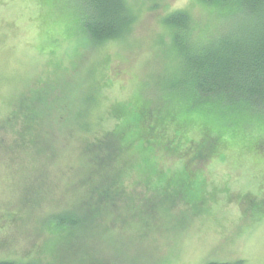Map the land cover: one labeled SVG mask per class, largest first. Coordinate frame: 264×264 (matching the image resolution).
Returning a JSON list of instances; mask_svg holds the SVG:
<instances>
[{
	"label": "rangeland",
	"instance_id": "rangeland-1",
	"mask_svg": "<svg viewBox=\"0 0 264 264\" xmlns=\"http://www.w3.org/2000/svg\"><path fill=\"white\" fill-rule=\"evenodd\" d=\"M146 2L125 46L96 62L80 31L79 0H0V230L9 233L0 262L264 264V126L240 127L210 100L190 109L183 93L159 87L177 65L165 17L188 13L198 41L230 31L233 14L199 0ZM153 21L159 38L127 42ZM104 89L115 123L81 142L77 130L90 125L80 123L77 105H96ZM160 152L182 159L183 170L156 163ZM67 212L83 224L53 221ZM18 238L27 243L12 259Z\"/></svg>",
	"mask_w": 264,
	"mask_h": 264
},
{
	"label": "trees",
	"instance_id": "trees-1",
	"mask_svg": "<svg viewBox=\"0 0 264 264\" xmlns=\"http://www.w3.org/2000/svg\"><path fill=\"white\" fill-rule=\"evenodd\" d=\"M79 1L84 6L79 15L80 31L92 45L105 37H115L110 43L123 41L137 22L127 0ZM199 2L217 15L232 12L233 27L227 33L197 41L192 38V19L188 13L176 12L165 17L162 25L170 34L171 52L177 65L174 74L166 76L159 87L172 95L183 93L190 109L210 100L220 112L237 116L240 127L248 123L264 126V0ZM185 121L191 123L190 119ZM138 135L144 138L142 132ZM56 217L53 221L60 226H78L84 222V218L70 212Z\"/></svg>",
	"mask_w": 264,
	"mask_h": 264
},
{
	"label": "clouds",
	"instance_id": "clouds-1",
	"mask_svg": "<svg viewBox=\"0 0 264 264\" xmlns=\"http://www.w3.org/2000/svg\"><path fill=\"white\" fill-rule=\"evenodd\" d=\"M129 6L132 7L134 10H136L139 13V20L137 21V24H139L140 20H143L144 17L147 15V10L150 8V3H147L146 0H135L134 3H129ZM181 6V5H177ZM135 27V25H133ZM147 35L151 39L155 40L160 37L161 31L159 26L155 23V21L152 22L151 29L148 33H140V32H134L131 37L128 38V43L131 42L132 39H141L143 36ZM115 37H105L100 40L94 41V49L92 52L93 59L96 62H103L106 60L109 56H112L115 58L117 52L119 49H122L125 46V41H119L118 43H110V41L114 40ZM84 89L87 91L89 89V85H84ZM7 88H5V96H4V114H7ZM97 101L98 103L96 105L89 106L88 104H78L77 108L78 110L83 114V118L80 121L81 124H88L90 125V131L78 129L76 132L77 137L81 142L89 141L91 137H103L105 133L111 130L112 126L114 125V121L110 120L108 118L107 109L108 106L111 104L112 100L108 95V90L104 89L97 95ZM189 138L196 139L198 141L199 137L195 136L192 133H189ZM189 146L187 144H183L179 151L183 152L185 149H187ZM2 154V153H0ZM156 163L163 165L165 169H169L171 167L172 171H182L183 170V160L178 159L176 156L172 154L165 155L164 152H160L157 156ZM5 164H6V158H5ZM118 167V162L117 165ZM4 196L3 199L5 202H7L11 197L9 196V192L11 189H9V177H8V169L7 167L4 168ZM130 179V177H129ZM127 182V181H126ZM81 194H83V190L81 191ZM49 207L46 204L45 205V211H48ZM2 232V235H0V240L6 238L9 233L7 230H0ZM26 241L23 239H19L17 241L16 246L12 250V254L10 258L12 259H19V253L22 252L23 248L26 245ZM39 259L44 261V264H51L50 258L47 256H41ZM178 264H182V262H178Z\"/></svg>",
	"mask_w": 264,
	"mask_h": 264
},
{
	"label": "snow or ice",
	"instance_id": "snow-or-ice-1",
	"mask_svg": "<svg viewBox=\"0 0 264 264\" xmlns=\"http://www.w3.org/2000/svg\"><path fill=\"white\" fill-rule=\"evenodd\" d=\"M187 0H176V3L179 5V4H184L186 3Z\"/></svg>",
	"mask_w": 264,
	"mask_h": 264
}]
</instances>
